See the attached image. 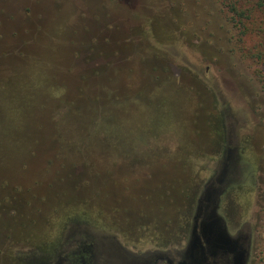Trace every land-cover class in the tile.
Masks as SVG:
<instances>
[{
    "label": "rangeland",
    "instance_id": "1",
    "mask_svg": "<svg viewBox=\"0 0 264 264\" xmlns=\"http://www.w3.org/2000/svg\"><path fill=\"white\" fill-rule=\"evenodd\" d=\"M257 5L0 0V264L189 263L205 186L264 264Z\"/></svg>",
    "mask_w": 264,
    "mask_h": 264
},
{
    "label": "water",
    "instance_id": "2",
    "mask_svg": "<svg viewBox=\"0 0 264 264\" xmlns=\"http://www.w3.org/2000/svg\"><path fill=\"white\" fill-rule=\"evenodd\" d=\"M221 183H223V180H221ZM212 189V186H205L196 201L194 214L191 216L192 219H190L186 231L188 245L184 249L187 252L184 255L185 257H188L189 254L193 257L189 263L185 264H212L219 257L227 258L228 264H247L248 243L244 237L239 232L235 235L229 232L226 221L217 212V205L215 207L213 203V207L205 209L204 201L212 193ZM76 234L81 235V233ZM85 234L89 235L84 232ZM86 235L83 237L84 240L80 236L81 242L84 241L87 244L98 240V238L91 236L92 240L89 241ZM93 246L91 244L90 251H93Z\"/></svg>",
    "mask_w": 264,
    "mask_h": 264
},
{
    "label": "flooded vegetation",
    "instance_id": "3",
    "mask_svg": "<svg viewBox=\"0 0 264 264\" xmlns=\"http://www.w3.org/2000/svg\"><path fill=\"white\" fill-rule=\"evenodd\" d=\"M38 245H40V244H38ZM79 252L75 255V260H74V263H77L79 260H80V254L81 255H85V253H83V252H80V250H78ZM63 257H65V256H63Z\"/></svg>",
    "mask_w": 264,
    "mask_h": 264
},
{
    "label": "trees",
    "instance_id": "4",
    "mask_svg": "<svg viewBox=\"0 0 264 264\" xmlns=\"http://www.w3.org/2000/svg\"><path fill=\"white\" fill-rule=\"evenodd\" d=\"M257 6L264 8V0H258V5Z\"/></svg>",
    "mask_w": 264,
    "mask_h": 264
}]
</instances>
